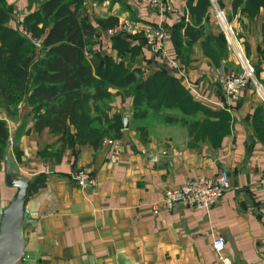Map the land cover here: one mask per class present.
<instances>
[{
  "label": "crops",
  "instance_id": "0c3cea01",
  "mask_svg": "<svg viewBox=\"0 0 264 264\" xmlns=\"http://www.w3.org/2000/svg\"><path fill=\"white\" fill-rule=\"evenodd\" d=\"M123 1L129 10L106 0L100 4L87 2L85 13L94 25L95 20L108 16L117 18V23L126 17L151 26L162 23L169 32L168 53L177 59V64L170 67L153 56L144 46L141 34L114 31L116 23L108 28L97 25L86 56L93 69L99 64L95 54L122 60L131 68L140 67L143 75L168 67L167 71L196 101L210 109H225L229 102L216 79V71L236 68L234 58L228 51L220 56L206 53L202 36L192 43L184 60L171 39L173 25L193 24L185 0H161L153 7L143 0ZM7 2L16 8L8 27L20 29L19 21L28 13L27 1ZM231 3L232 0L224 1L228 19L264 88V7L251 17L239 9L233 12ZM22 7L26 8L24 12ZM203 24L205 35L220 33L211 15L207 14ZM119 33L130 45L138 47L139 53L118 56L112 35ZM180 33L184 38L183 29ZM108 91L112 96L107 101V112L110 117H121L122 128L119 136L104 138L99 149L74 145L56 154L57 137L46 129L35 132L31 107L20 103L14 117L0 108V119L9 131L8 143L11 141L7 149L10 163L30 182L46 177L44 187L28 194L25 202L24 261L118 264L120 259L128 264H221L213 250L214 239L221 237L222 251L232 264H264V188L259 183L264 177V135L260 139L253 124L259 117L256 126L264 131V103L252 89L240 91L238 100L229 104V131L219 143L165 144L156 149L142 146L135 139L128 120L132 98L114 87H108ZM113 142L120 147L115 163L109 160ZM78 170L91 173L95 184L79 186L73 178ZM220 170L227 173L231 186L213 206L194 208L184 202L164 205L166 188L195 176L212 177ZM15 192V188L5 184L3 157L0 206H6Z\"/></svg>",
  "mask_w": 264,
  "mask_h": 264
},
{
  "label": "trees",
  "instance_id": "16d2710c",
  "mask_svg": "<svg viewBox=\"0 0 264 264\" xmlns=\"http://www.w3.org/2000/svg\"><path fill=\"white\" fill-rule=\"evenodd\" d=\"M26 1L28 13L19 21L21 28L13 29L8 24L15 17L16 8L7 0H0V108L14 117L20 103L31 107L30 116L35 132L46 129L57 137L56 154L70 150L74 145L99 149L107 136L120 135L121 117L117 114L110 117L107 112V101L112 96L108 87L130 96L131 106L141 99L142 104L154 110L163 105L181 108L185 103L188 106L185 108H198L203 110L206 117H216L212 122L214 126L218 124L220 131L203 140L210 144L219 143L229 131L228 110L210 109L196 101L179 79L169 75L162 67L143 75L140 67L131 68L122 60L115 61L109 56L95 54L99 64L93 69L86 56L97 25L102 28L114 27L117 18L108 16L97 19L94 25L88 20L85 4H100L106 0ZM108 1L110 4L124 5L123 0ZM231 4L234 12L239 9L241 14L252 17L261 6L264 7V0H232ZM185 5L193 24L185 26L178 22L171 28V39L177 54L184 59L192 43L202 36L206 53L216 55L217 43L223 51H227L220 33L215 36L202 33L209 0H185ZM112 42L118 56L127 52L132 55L139 53L138 47L130 45L121 33L112 35ZM259 122V117L253 120L256 134L262 139L264 131L256 126ZM8 141L6 122L0 119V160L4 157ZM45 178H34L28 194L43 188Z\"/></svg>",
  "mask_w": 264,
  "mask_h": 264
},
{
  "label": "built area",
  "instance_id": "2783aa9c",
  "mask_svg": "<svg viewBox=\"0 0 264 264\" xmlns=\"http://www.w3.org/2000/svg\"><path fill=\"white\" fill-rule=\"evenodd\" d=\"M146 5L152 6L158 4L161 0H143ZM226 0H209L208 14L216 22L219 32L228 43L231 55L234 57V63L237 65L233 69H224L223 67L216 71V79L226 96L228 105L226 110L230 109L229 104L238 100L240 91L250 88L257 95L260 102L264 103V88L255 74V67L248 56L244 54L241 41L236 36V31L231 21L228 19L226 9ZM170 10V6H166ZM211 13V14H210ZM114 31H125L131 34H141L144 46L149 52L160 57L170 67L177 64V59L172 58L168 53L169 32L162 23L151 26L143 24L129 18L120 19ZM182 74V72L180 71ZM112 153L110 162H117L120 147L117 142L112 143ZM73 178L79 186L95 184V178L84 170H78L74 173ZM260 185L264 188V177L259 180ZM230 180L224 170H220L215 176H195L185 180L177 186L166 188L163 191V203L171 207L178 202H184L191 207L209 208L221 200L222 195L230 189ZM224 241L217 237L213 242V250L216 252L221 264H232V260L223 253Z\"/></svg>",
  "mask_w": 264,
  "mask_h": 264
},
{
  "label": "rangeland",
  "instance_id": "374dc122",
  "mask_svg": "<svg viewBox=\"0 0 264 264\" xmlns=\"http://www.w3.org/2000/svg\"><path fill=\"white\" fill-rule=\"evenodd\" d=\"M120 7L123 10L125 8L129 10L125 4L120 5ZM23 8L25 7H22L21 12H24L23 10L26 9ZM217 47L216 52L218 56L223 55L225 51L221 49L219 43H217ZM226 48L229 55H231L227 42ZM231 57L234 58L232 55ZM233 65L237 67L235 63ZM167 68L163 67L166 71ZM151 72L153 71L146 74H150ZM167 73L171 75L170 72L167 71ZM142 102L143 99L131 106L128 120H130L131 130H133L135 139L140 145L147 146L149 149H156L165 144H194L220 131V128L217 126L218 124L214 126L212 122L216 117H206L203 110L198 108L193 110L185 108L188 107L185 106V103L182 107L180 106L181 108L165 107L163 105L158 110H154L151 106H145Z\"/></svg>",
  "mask_w": 264,
  "mask_h": 264
},
{
  "label": "water",
  "instance_id": "95a60500",
  "mask_svg": "<svg viewBox=\"0 0 264 264\" xmlns=\"http://www.w3.org/2000/svg\"><path fill=\"white\" fill-rule=\"evenodd\" d=\"M124 127H127L126 118H124ZM10 142L4 154V180L5 184L15 188L16 192L6 206H0V264H28L24 261L26 240L23 237V227L30 181L19 174L10 163L7 154ZM118 264L128 263L119 259Z\"/></svg>",
  "mask_w": 264,
  "mask_h": 264
}]
</instances>
